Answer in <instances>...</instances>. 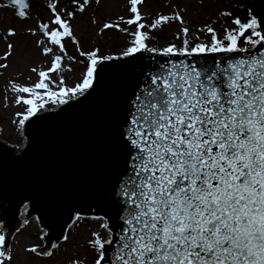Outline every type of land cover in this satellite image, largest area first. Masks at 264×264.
<instances>
[{
	"label": "snow or ice",
	"instance_id": "6c2138e0",
	"mask_svg": "<svg viewBox=\"0 0 264 264\" xmlns=\"http://www.w3.org/2000/svg\"><path fill=\"white\" fill-rule=\"evenodd\" d=\"M90 2L73 0L81 12ZM129 3L133 18L125 22L136 24L137 30L130 33L133 39L122 53L124 57L141 51L165 56L204 52L247 55L229 58L223 66L217 63L210 75L202 76L201 71L184 61L172 60L149 74L150 86L136 96L126 132L136 151L131 158L132 174L118 193L124 205L120 216L123 223L115 237L112 264H264V51H254L257 46L264 48V25L249 9L247 20L234 18L236 27L226 29L222 39L207 27L212 34L211 45L200 43L189 48V29L184 27L183 47L172 44L157 49L147 44L151 37L140 22L143 17L137 6L142 0ZM9 4L26 6L27 0H9ZM48 7L54 13L52 23L58 27L49 31V24L41 23L39 28L51 44L63 49L64 38L75 41L73 31L54 3ZM16 14L26 15L22 9ZM73 15L67 13L68 17ZM173 19L183 24L182 17L175 13L160 16L149 27L157 29ZM112 27L106 23L103 29ZM8 34L15 32L9 30ZM241 38L247 47H240ZM7 47L5 59L11 55L13 45ZM43 51L48 54L52 48L45 47ZM97 53L98 50L81 53L88 56L89 66L75 87H65L61 78L57 92L45 82L55 83L49 72L61 70L60 55L55 56L48 71H39L40 80L33 87L13 84L14 92L28 94L16 98L17 104L27 106L25 113H17L22 116L18 123L23 125L44 107L48 102L44 96L55 102L54 98L91 89L98 64L112 59ZM5 67L0 64V68ZM101 228L109 238L93 232L88 241L94 264H102L106 246L114 243L109 223L103 222ZM28 251L36 253L37 246ZM11 260L6 237L0 234V264H11ZM72 264L83 262L76 260Z\"/></svg>",
	"mask_w": 264,
	"mask_h": 264
},
{
	"label": "water",
	"instance_id": "95a60500",
	"mask_svg": "<svg viewBox=\"0 0 264 264\" xmlns=\"http://www.w3.org/2000/svg\"><path fill=\"white\" fill-rule=\"evenodd\" d=\"M9 2V0H6ZM39 0H27L26 8ZM254 51H264L257 46ZM247 53L165 56L141 51L98 64L91 89L65 103L40 109L21 125L22 144L0 137V227L9 249L14 233L31 217L44 230L37 252L51 251L80 216L102 217L114 243L102 264H112L121 230V185L132 174L135 149L126 137L136 96L149 87V74L168 60L184 61L210 75L229 58ZM109 57V56H108ZM23 217H21V214ZM7 226V231L4 229ZM109 238V233H108Z\"/></svg>",
	"mask_w": 264,
	"mask_h": 264
},
{
	"label": "rangeland",
	"instance_id": "374dc122",
	"mask_svg": "<svg viewBox=\"0 0 264 264\" xmlns=\"http://www.w3.org/2000/svg\"><path fill=\"white\" fill-rule=\"evenodd\" d=\"M51 1L63 18L69 13L70 7L75 5L73 0H39L37 5H30L24 9L25 17H19L15 5L0 0V64L7 65L0 68V137L10 143L22 144L24 140L21 125L18 123L22 116H18L17 113H25L27 106L17 104L16 98L18 95L28 96L14 92L13 84L33 87L40 80L39 71H48L53 66L55 56L60 55L63 57L61 70L49 72L51 81L55 83L47 80L45 82L50 83L51 90L57 92L61 78L65 87H75L82 82L89 66L88 56L81 53L86 54L89 50L95 49L98 50L99 57L120 55L131 46L133 37L130 33L137 30L136 24L128 25L125 22L133 18L129 11V0H100L99 4L96 0H91L85 5V11L76 9L74 15L70 17L75 41L72 38H64L62 41L64 48L61 49L58 45L51 44L39 28L41 23H48L49 31L58 27L52 23L54 13L48 7ZM79 2L83 3L84 0ZM137 7L143 17L140 22L146 25L143 31L149 32L151 37L147 44L157 49L172 44L177 48L183 47L184 27L189 29L187 36L189 48L200 43L211 45L212 34L206 31L207 27L213 28L218 38L222 39L226 29L236 27L232 22L234 18L247 20L249 15L241 12L227 0H142V4ZM252 9L254 11L252 14L264 25V0H253ZM175 13L182 17L183 24L173 19L158 26L157 29H150L149 26L155 19L162 15L171 17ZM121 17L124 18L123 21L120 20ZM106 23L113 24L114 27L103 29ZM117 24L118 28L115 27ZM9 30L14 31L15 35H9ZM9 44L13 45V48L11 55L5 59ZM239 44L240 47H247L243 38ZM45 47H51L52 52L45 54L43 51ZM34 68L35 72L32 71ZM37 91L44 92L43 89ZM75 95L54 98L55 102L44 96L43 99L48 102L41 109L53 107L60 99ZM103 222L105 221L101 217L80 216L66 233L67 240L63 238L52 248L53 254L47 256L28 251L33 246L40 247L44 244V230L37 218L31 217L14 233V240L9 248L12 254L11 264H72L76 260L82 261L83 264H94L95 256L89 248L88 241L92 238L93 232H98L102 238L108 239V232L101 228ZM4 229L7 231V226L4 225ZM0 234L4 235L1 227Z\"/></svg>",
	"mask_w": 264,
	"mask_h": 264
},
{
	"label": "trees",
	"instance_id": "16d2710c",
	"mask_svg": "<svg viewBox=\"0 0 264 264\" xmlns=\"http://www.w3.org/2000/svg\"><path fill=\"white\" fill-rule=\"evenodd\" d=\"M228 2H231V3H233L234 5H235V7L236 8H238L241 12L243 11V12H246L245 14H249V9H251V12L253 13L254 11H253V9H252V5H253V0H227ZM50 3H52V1L50 2ZM78 10V7H77V5L75 4V5H72L71 7H70V9H69V12H72V13H74L75 12V10ZM20 9H17V11H19ZM24 12H25V10H23ZM65 19H67L68 21H69V23L71 24V18L70 17H68V16H65ZM242 21H246V20H242ZM53 30V29H52ZM51 30V31H52ZM248 34H250V33H247V35ZM95 49H91V50H89L88 52H86V54L87 53H90V52H92V51H94Z\"/></svg>",
	"mask_w": 264,
	"mask_h": 264
},
{
	"label": "bare ground",
	"instance_id": "6f19581e",
	"mask_svg": "<svg viewBox=\"0 0 264 264\" xmlns=\"http://www.w3.org/2000/svg\"><path fill=\"white\" fill-rule=\"evenodd\" d=\"M24 138V137H23ZM91 217H93V216H91ZM102 218V217H101ZM103 220H104V218H103ZM105 221V220H104Z\"/></svg>",
	"mask_w": 264,
	"mask_h": 264
}]
</instances>
